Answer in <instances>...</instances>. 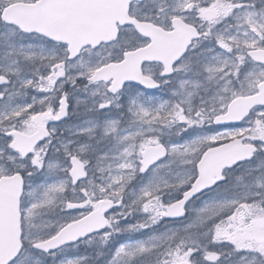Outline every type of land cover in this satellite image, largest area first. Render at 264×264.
Masks as SVG:
<instances>
[{"label":"snow or ice","instance_id":"1","mask_svg":"<svg viewBox=\"0 0 264 264\" xmlns=\"http://www.w3.org/2000/svg\"><path fill=\"white\" fill-rule=\"evenodd\" d=\"M0 264H264V0H0Z\"/></svg>","mask_w":264,"mask_h":264},{"label":"flooded vegetation","instance_id":"2","mask_svg":"<svg viewBox=\"0 0 264 264\" xmlns=\"http://www.w3.org/2000/svg\"><path fill=\"white\" fill-rule=\"evenodd\" d=\"M80 251L82 252L83 251V248H81Z\"/></svg>","mask_w":264,"mask_h":264},{"label":"rangeland","instance_id":"3","mask_svg":"<svg viewBox=\"0 0 264 264\" xmlns=\"http://www.w3.org/2000/svg\"><path fill=\"white\" fill-rule=\"evenodd\" d=\"M73 214H76V213H73Z\"/></svg>","mask_w":264,"mask_h":264}]
</instances>
